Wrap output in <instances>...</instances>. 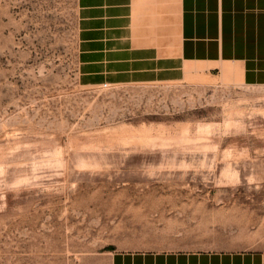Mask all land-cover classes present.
<instances>
[{
  "label": "rangeland",
  "instance_id": "1",
  "mask_svg": "<svg viewBox=\"0 0 264 264\" xmlns=\"http://www.w3.org/2000/svg\"><path fill=\"white\" fill-rule=\"evenodd\" d=\"M177 12L0 0V264H264V85L183 64Z\"/></svg>",
  "mask_w": 264,
  "mask_h": 264
},
{
  "label": "crops",
  "instance_id": "2",
  "mask_svg": "<svg viewBox=\"0 0 264 264\" xmlns=\"http://www.w3.org/2000/svg\"><path fill=\"white\" fill-rule=\"evenodd\" d=\"M177 15L176 50L183 64L211 74H222L228 64L245 85H264V0H178ZM162 255L128 254L113 264H244L248 258L254 264L248 253L239 254V262L228 254H188L185 263Z\"/></svg>",
  "mask_w": 264,
  "mask_h": 264
}]
</instances>
